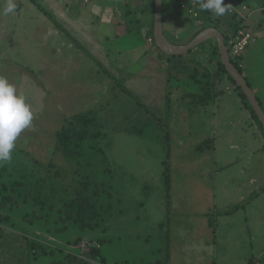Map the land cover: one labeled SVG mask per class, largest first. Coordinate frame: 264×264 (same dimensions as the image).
<instances>
[{
    "label": "rangeland",
    "instance_id": "rangeland-1",
    "mask_svg": "<svg viewBox=\"0 0 264 264\" xmlns=\"http://www.w3.org/2000/svg\"><path fill=\"white\" fill-rule=\"evenodd\" d=\"M184 1L187 9L198 10V0ZM5 2H1L0 12ZM67 2L64 0V7ZM181 2L177 0V4ZM225 3L231 13L211 15L220 33L231 29L235 12L243 15L240 19L236 14V20L245 31L256 36L264 30V0ZM241 4L246 11L241 10ZM75 16L82 14L79 11ZM133 17L142 20L144 16ZM195 25L191 14L185 16V30ZM60 26L61 30L52 32L57 36L52 39L36 35L8 40L6 35L0 40V75L25 97L34 114L31 126L17 137L11 160L0 164V184L8 185L17 169L36 177L59 167L72 174L78 164L68 163L54 152L55 132L74 114L93 110L88 115L90 127L100 136L89 143L92 148L80 160L79 173L105 184L107 189L98 204L111 208L106 213L104 208L100 210L94 228L80 232L78 226L58 220L55 211L35 207L33 212L29 205H21L15 194L10 195L4 205L11 209L18 205V209L3 210L11 216L1 226L0 264H24L26 238L98 264L90 251L100 246L105 264H248L264 250V179L250 183L253 177L264 178V154L261 149L250 153L252 147L262 148L263 138L248 122L246 126L248 111L233 84L223 80L210 91L219 94L217 99L200 105L199 85L195 86L187 73L175 74L177 80L172 76L167 82L162 63L139 60V50L127 40L126 23L113 27L96 24V31L109 40L100 55L91 48L86 33L80 35ZM263 37L255 40L257 71L264 65ZM65 42L69 45L61 46ZM195 49L185 57L198 62L189 70L196 67L204 79L202 73H214L216 62L202 48ZM153 52L165 56L155 47L149 55ZM151 64L152 70H146ZM242 72L260 96L246 70ZM201 81L212 82L208 77ZM202 143L205 148L200 147ZM249 191L252 194L247 195ZM245 195L251 199L240 201ZM251 200L254 210L248 206ZM235 205L240 207L234 214L217 217L220 206L231 209ZM245 212L254 221L244 227ZM247 226H254V233ZM48 252L31 264H49L57 258ZM261 262L264 264V255Z\"/></svg>",
    "mask_w": 264,
    "mask_h": 264
},
{
    "label": "trees",
    "instance_id": "trees-1",
    "mask_svg": "<svg viewBox=\"0 0 264 264\" xmlns=\"http://www.w3.org/2000/svg\"><path fill=\"white\" fill-rule=\"evenodd\" d=\"M35 2V0H33ZM130 2L126 3V32L132 33L135 29L136 31H140L143 20L137 18V14H141L144 16L145 13L150 15L151 25L149 30L147 31L146 37L150 39L153 46L159 50L153 40V18H154V0H129ZM136 3V7L133 4ZM141 5L140 9L138 8ZM175 8L179 9V6L176 5L175 0H162V20L164 22L165 18L173 11ZM210 11L201 10L200 6L197 10L196 16L194 20L202 22L203 24L199 27H196L194 33L186 39L183 45L190 42L196 35H198L202 30L213 27L217 29L218 25L213 18H211ZM136 15L137 19H134L133 16ZM236 14H232L233 31H236ZM137 25H135V23ZM132 23H134L132 25ZM225 41V45L229 47V36L227 33H222ZM198 48H202L203 51L208 54L209 59L212 62H216V67L214 73H208L205 71L202 73L204 79L207 80L211 78L212 82H202L199 75L201 73L198 70L193 68L190 69L191 64H198V62L188 60L184 55L180 56H166L164 61V73L167 78V81L171 79L173 76L176 77L175 74H183L187 73L188 78L195 83V85H199L200 93L197 97V102L200 105H205L211 100H215L219 94L215 91L210 92L212 88L217 87L223 80L227 79L230 81L234 89L238 91L239 98L241 99L242 106L249 112L252 121L256 125V128L260 131L261 136L264 140V129L262 128L261 123L253 112L249 102L246 97L242 94L241 90L236 86L235 82L232 80L230 75L226 72L223 65L220 62V54L218 50V42L216 39H209L198 46ZM243 54L238 57H230L231 63L235 66V68L242 74V76L247 81L248 85L252 88L246 76L243 75L242 70H244L243 65L241 63ZM191 62V63H190ZM167 65V66H166ZM174 72V75H173ZM169 78V79H168ZM204 91V93H203ZM130 94V93H128ZM134 99L137 98L134 95H131ZM257 100L264 112V106L261 103L260 99L256 95ZM167 100V99H166ZM138 101V100H137ZM139 105H141L140 101H138ZM169 104V100H167ZM91 111H87L86 113L75 114L67 121V125L63 126L60 130L55 132V142H54V152H59V154L63 157V159L72 164H78V167L74 169L72 174L62 172L59 167L52 172L46 173L42 177H36L30 172H25L23 169H17L15 178L12 179L8 185L0 184V248H1V234H2V224L4 221L10 218V214H6L3 212L5 209H10L9 211H15L18 209V205L11 209L4 205L7 200H11L12 194L17 196V199L22 200L21 205H29L34 212V208L38 207L40 211L42 208H47L49 211H55L58 214V220H62L78 226L80 232H84V230H90V228H94L97 225V220L100 219V210H103V205H99V199L103 196L107 187L104 183H98L95 180L91 179L90 176H80V160L85 155L88 150L92 148L89 143L93 140L99 138L100 133L95 128H91L90 124L92 120L89 118V114L93 113ZM204 144H208L205 142ZM204 144L200 145L201 148ZM261 152L264 153V143L261 148ZM64 170L67 171L65 167ZM261 190H264V186ZM110 195H107L109 197ZM236 206V207H235ZM229 211L224 212L223 214H230L236 211L235 209L240 207L239 205H235ZM111 208L110 205L103 210L104 213L108 212ZM31 211V213H32ZM26 214L23 215L25 217ZM22 217V218H23ZM12 219V217H11ZM32 224V223H30ZM209 225H212L209 223ZM51 230V229H48ZM26 242V252L27 255L24 260V264H31L33 260H35L38 255L47 253L54 254L57 256L55 260L49 262V264H98L88 262L87 260L76 256L75 254L65 253L61 249H49L41 242L36 241L33 238L24 239ZM78 240V239H77ZM101 247V246H100ZM99 247V249H100ZM98 248H92L90 251V257L92 260H96L99 264H105L106 260L101 255V252ZM1 254V252H0ZM254 260H250L248 264H252ZM17 264V263H16Z\"/></svg>",
    "mask_w": 264,
    "mask_h": 264
},
{
    "label": "crops",
    "instance_id": "crops-1",
    "mask_svg": "<svg viewBox=\"0 0 264 264\" xmlns=\"http://www.w3.org/2000/svg\"><path fill=\"white\" fill-rule=\"evenodd\" d=\"M2 1H7V0H0V4H3L1 3ZM41 1L45 2L48 9L47 7H45V5ZM14 2L17 4V9L14 14H9V15L0 14V40L1 41L2 39L7 38V37H8V40L10 39L19 40L21 37L25 39L27 37L36 36V35H38V37L40 36H43L46 38L51 37L52 39V37H57V36L52 35V32L56 33L57 28L61 30L62 29L60 26L61 24V25H64L65 27L64 30H66V28L69 27L75 30L80 35L83 34V32L84 34L86 33V36L89 39L88 42H91V45H90L91 48L93 49L94 47L97 53L100 55L101 53L103 54V52L105 51V50L102 51L101 48L105 49L106 43L109 40H106L107 39L106 36H102L101 34L98 33V31H96L97 30L96 24L98 23L108 24L113 27V26H120V25L123 26L127 21V16H126L127 9H126L125 0H69V2L65 3V7L63 6L64 0H39V1L35 0V2L33 0H14ZM188 2L190 4V3H193L194 0H188ZM6 3L7 2H5L4 4ZM175 3L176 5L179 6V9L175 8V10H173L165 18L163 22V31H164L166 38L172 44L177 45V46H183L182 44L183 41L188 39L194 33L196 29V28L194 29L192 28V30H185L186 29L185 16L191 14L194 17L197 11L187 9L186 5H184L185 3L184 0H182L181 4H177V0H175ZM26 4L29 5L27 9H26ZM243 6L245 5L241 4V7ZM120 7H122V10L124 9L123 12L120 10ZM181 10H183L184 13H182ZM34 11H36L38 15H35ZM79 11L81 12L82 17L75 16V14L78 13ZM245 11H246V7H245ZM83 14H86V15H83ZM234 14H237V13L235 12ZM26 15L27 17H29L28 21L30 22L26 21L25 19ZM241 18L244 19L243 16ZM142 20L143 21L141 22H144V24H142L140 31H136V32L133 31L132 33H128L130 37L127 40H129V44L131 43L132 47L135 48L136 51L139 50L138 57L140 61L143 59H149V60L151 59V60H157L164 65L166 56L162 58L160 57V55L155 54L154 52L152 55L151 54L149 55V51L152 50V47L154 48L150 39L146 37L147 31L149 30L150 25H151L150 15L148 13H145ZM27 23H28V26H27ZM29 23H31V26ZM25 25H26V28H25ZM235 25L239 27L240 29H242L241 27L243 24L236 22ZM199 26L200 25L198 24V21H196V25L194 27H199ZM120 29L122 28L120 27ZM232 29L233 27L231 26V29L227 31V34H231L233 32ZM263 35H264V30L259 31V33H257L256 36L254 35L253 40L251 41L247 50L244 52L242 59H241L243 68L246 70L250 79L254 82V89H256L258 93H260V96H258V98L260 99L261 103L264 102V80H261V77H264V65L259 67V70L257 71L255 68L254 59L256 56L255 49L258 46V42L255 41L256 37L263 36ZM6 43L9 44L11 43V41L6 42ZM65 45H69L68 42L63 43V45L61 46H65ZM127 46L129 45L125 43V47ZM197 48L195 50H198ZM70 50H72L71 55H73L74 54L73 48H70ZM152 65L153 64L149 65L146 70L151 71L153 68ZM174 80H177V79L174 78ZM196 93L198 92L196 91ZM245 118L247 119V121H245L246 126L249 125L253 130L257 129L254 122L251 119L249 112L247 113ZM247 122H248V125H247ZM263 143H264V140H263ZM260 149L261 147H259L256 150H253V147H252L250 153L254 155L256 152L260 151ZM245 153H246V150H245ZM257 179L263 180L264 178L253 177V179L250 180L251 185L256 184ZM262 192H264V190ZM250 194H252L251 191H249L247 195H250ZM247 195H245V197L242 196L240 198V201L244 202L245 199L247 200L251 199V197H248ZM260 196L261 194L257 196L256 198H259ZM252 200L248 202L249 204L248 206H251V209L254 210L255 203H253ZM222 207H226V208H221L220 206V209L222 210L215 212L218 218H220L221 216H229V215L234 214V212L230 214H223V213L219 214V212L221 211L226 212L227 209H229L227 208L228 206H222ZM242 210L245 211V207ZM262 214L263 213L259 214L261 215V219L263 216ZM244 215L245 216H244L243 223L245 227V223L253 222L254 220L251 221V218L250 219L248 218V215H246V212L244 213ZM250 227L247 226V229H249L250 231H253L254 226H250ZM216 229H217V226L214 227V232H216ZM263 251L264 250L258 252L257 255L252 256L249 259V261L258 260L260 264H262L261 260L264 255Z\"/></svg>",
    "mask_w": 264,
    "mask_h": 264
},
{
    "label": "clouds",
    "instance_id": "clouds-1",
    "mask_svg": "<svg viewBox=\"0 0 264 264\" xmlns=\"http://www.w3.org/2000/svg\"><path fill=\"white\" fill-rule=\"evenodd\" d=\"M198 3L201 10L213 12L216 16H223L232 10L225 0H198ZM16 9L17 4L14 0H7L0 14H14ZM242 16L238 15L240 19ZM33 118V111L26 103L25 97L18 95L16 87L9 83L5 76L0 75V164L11 160L17 137L31 126Z\"/></svg>",
    "mask_w": 264,
    "mask_h": 264
},
{
    "label": "water",
    "instance_id": "water-1",
    "mask_svg": "<svg viewBox=\"0 0 264 264\" xmlns=\"http://www.w3.org/2000/svg\"><path fill=\"white\" fill-rule=\"evenodd\" d=\"M209 39L217 40L221 64L223 65L226 72L230 75L232 80L235 82L236 86L241 90L242 94L246 97L253 112L255 113L256 117L262 125V128L264 129V112L257 100L255 93L248 85L245 78L231 63L222 33H220L213 27H209L202 30L186 45H174L166 38L163 31L162 0H154L153 40L155 46L161 53L166 56L184 55L194 48H197L200 44Z\"/></svg>",
    "mask_w": 264,
    "mask_h": 264
},
{
    "label": "built area",
    "instance_id": "built-area-1",
    "mask_svg": "<svg viewBox=\"0 0 264 264\" xmlns=\"http://www.w3.org/2000/svg\"><path fill=\"white\" fill-rule=\"evenodd\" d=\"M242 10L244 11L243 7ZM229 12H232V10ZM198 24L201 26L203 23L198 21ZM253 38L254 35L252 33L242 29H238L237 31L231 33L229 36V47H227L229 56L238 57L243 54L249 47ZM252 264H260V262L258 260H254Z\"/></svg>",
    "mask_w": 264,
    "mask_h": 264
}]
</instances>
